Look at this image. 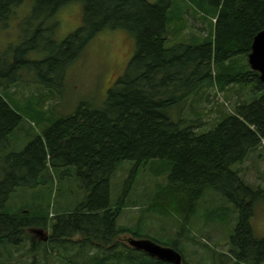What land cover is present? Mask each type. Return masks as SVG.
Masks as SVG:
<instances>
[{
	"label": "trees",
	"instance_id": "trees-1",
	"mask_svg": "<svg viewBox=\"0 0 264 264\" xmlns=\"http://www.w3.org/2000/svg\"><path fill=\"white\" fill-rule=\"evenodd\" d=\"M195 1L211 13L201 21L209 32L188 38V13L171 15L173 0H34L31 19H40L41 24L13 49L10 72L0 71V264H10L12 248L24 250L26 238L32 240L26 250L33 264H39L37 256L44 257L46 264H175L124 240L144 238L132 226L118 224L126 205L111 204V177L124 160L135 164L124 195L138 165L159 164L161 171H168V181L156 187L159 193L152 202L169 205L186 218L196 213L206 190L220 192L239 215L226 258L232 264H264V238L255 237L251 225L256 203L264 200V185L244 178L246 161L264 155V83L248 61L254 37L264 30V0ZM72 2L82 4L81 25L58 42L51 36L54 25L45 21ZM21 3L0 0V23ZM107 28L125 29L135 41L125 75L109 88L102 106L84 102L74 113L51 119L43 110L51 92L29 95L14 83L23 79L25 69L48 88L63 85L66 68ZM46 38L49 49L43 43ZM43 49L49 51L45 58H29L32 50ZM208 87L224 93L232 109L221 105L219 118L205 127L204 111L193 107V115L186 116L183 107L190 99L205 98ZM20 90L25 102L18 97ZM177 108L183 114L174 119L171 112ZM32 113L33 118L50 123L45 141L35 136L22 149L6 153L24 114L30 118ZM58 167L65 169L64 176H53L46 205L37 201L44 196L41 192L34 202L11 207L13 200L18 201L14 198L18 188L49 182V171ZM75 178L76 191L71 189ZM53 191L55 197L77 195L55 202L51 215ZM31 228L50 230L47 240L43 243L29 234ZM181 233H186L185 224ZM168 246L182 254L181 264L221 261L207 243L196 244L195 254L198 247L206 251L197 263L185 258L179 241Z\"/></svg>",
	"mask_w": 264,
	"mask_h": 264
},
{
	"label": "rangeland",
	"instance_id": "rangeland-1",
	"mask_svg": "<svg viewBox=\"0 0 264 264\" xmlns=\"http://www.w3.org/2000/svg\"><path fill=\"white\" fill-rule=\"evenodd\" d=\"M155 3L158 0H148ZM174 4L170 10V14H178L180 11L187 14V30L188 38L191 35H206L209 32V26L201 21H207L211 13L208 9L200 7L195 0H173ZM34 0H22V3L14 7L13 15L5 22L0 23V71L10 72L12 62L13 49H15L25 37L32 36L41 24L40 19H31V13ZM196 16L195 17L191 16ZM82 4L81 2H72L63 6L54 16L47 19L45 24L54 25L52 39L60 42L75 31L81 25ZM200 20V21H199ZM199 33V34H198ZM190 34V35H189ZM200 36V35H199ZM134 37L122 28H107L98 33L84 49L83 54L77 57L65 70L63 85L54 88H48L42 83H38L33 78V73L27 72L25 69L21 71L23 79H19L16 85L20 89L32 95L33 93H49L50 96L45 97L43 105L44 112L51 119L66 116L74 113L80 104L84 102L91 103L94 107H100L107 99L109 88L118 78L123 77L127 70V65L132 57L134 45ZM172 39L170 40V42ZM46 38L43 43L50 48ZM167 45L170 44L167 42ZM49 51L32 50L28 56L34 60L45 58ZM5 55V56H3ZM12 83V84H14ZM17 90V87L16 89ZM20 90L21 102L23 92ZM51 90V91H50ZM35 100V98H33ZM28 103L24 105L27 106ZM223 105L228 110L232 109L231 101L227 100L224 93L218 92L215 87H208V93L203 97H195L193 101L190 99L183 107L184 115L192 116L193 107L198 111L205 112V127L212 126L220 116V107ZM23 113V111H22ZM181 114L179 109L173 110L171 115L174 119H178ZM24 122L12 134V147L8 148L6 153L11 150H19L28 145L35 136H42L45 141L44 131L50 125L49 121L33 118L34 113L24 114ZM210 128H207L208 130ZM264 152V144L261 148ZM4 153V154H6ZM134 162L131 160L122 161L117 170L113 173L110 182L111 204L118 205L123 203L126 205L123 210L118 224L132 226L140 235L151 237L162 245L176 243L184 245V256L192 263H197L206 255V251L198 247L195 254L196 244L207 243L216 249L218 257L222 262L229 260L225 254H228L231 243V235L235 231L238 222V211L234 204L214 189L206 190L202 199L198 200L196 213H192L186 218L184 214L179 213L171 206L162 205L159 201L152 202L155 194H158L156 187L160 183H166L168 171H161L159 164L155 165L151 162L138 165L133 182L129 191L124 195L126 190V182L132 175ZM238 165H234V168ZM71 166L68 168L70 169ZM65 170L58 167L49 171V182L40 184L36 187H20L16 190L14 198L10 203L15 208L24 206L34 202V197L39 193L43 194L38 198V202L43 205L47 203V195L53 189V176L57 177ZM77 167H73L75 172ZM34 172V171H33ZM33 172L30 171L29 178H32ZM47 173V170L44 171ZM62 177L64 175H61ZM244 178L254 185H264V155L260 158H249L244 167ZM77 178L74 179L72 190L77 189ZM63 189L67 187V181L62 179ZM261 187V186H260ZM56 196L55 191L52 193L51 215L55 213V202H64L73 199L74 196L66 195ZM152 196V197H151ZM83 197V196H82ZM151 198L150 201L146 199ZM185 224L186 233H181V225ZM251 225L255 237L264 238V200L258 201L254 207V214L251 217ZM29 234L34 235L36 239L44 243V237L50 234L49 230L38 228L29 229ZM189 237V240L186 239ZM79 236L75 237L78 239ZM26 238L24 241V250L12 248V260L10 264H33V258L27 252L26 248L31 246L32 240L29 242ZM128 243V238H124ZM194 241V242H193ZM43 247V246H42ZM204 250V251H203ZM224 254V256H221ZM57 256L58 253L54 252ZM37 256V255H36ZM39 264H46L44 257L40 256L35 259ZM53 261V260H52ZM56 261V260H55ZM220 261V264H222ZM209 264V263H208Z\"/></svg>",
	"mask_w": 264,
	"mask_h": 264
},
{
	"label": "water",
	"instance_id": "water-1",
	"mask_svg": "<svg viewBox=\"0 0 264 264\" xmlns=\"http://www.w3.org/2000/svg\"><path fill=\"white\" fill-rule=\"evenodd\" d=\"M248 61L253 70L260 73V79L264 83V30L260 31L253 40ZM129 244L137 249L143 250L153 257L173 262L182 263V255L173 247L162 246L151 239L131 238Z\"/></svg>",
	"mask_w": 264,
	"mask_h": 264
},
{
	"label": "bare ground",
	"instance_id": "bare-ground-1",
	"mask_svg": "<svg viewBox=\"0 0 264 264\" xmlns=\"http://www.w3.org/2000/svg\"><path fill=\"white\" fill-rule=\"evenodd\" d=\"M37 30V29H36ZM46 33H47V31H46ZM53 41V40H52ZM48 43V42H47ZM54 48V47H53ZM43 63V62H42Z\"/></svg>",
	"mask_w": 264,
	"mask_h": 264
}]
</instances>
